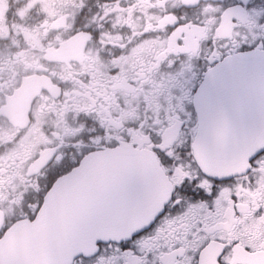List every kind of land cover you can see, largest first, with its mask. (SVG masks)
<instances>
[{
	"label": "flooded vegetation",
	"instance_id": "af4514ba",
	"mask_svg": "<svg viewBox=\"0 0 264 264\" xmlns=\"http://www.w3.org/2000/svg\"><path fill=\"white\" fill-rule=\"evenodd\" d=\"M31 3L0 0V264H264V147L213 176L193 152L196 91L223 60L264 52V0ZM123 150L155 160L165 193L135 213L155 216L72 256L95 214H118V195L87 183Z\"/></svg>",
	"mask_w": 264,
	"mask_h": 264
},
{
	"label": "water",
	"instance_id": "95a60500",
	"mask_svg": "<svg viewBox=\"0 0 264 264\" xmlns=\"http://www.w3.org/2000/svg\"><path fill=\"white\" fill-rule=\"evenodd\" d=\"M193 105L198 122L193 152L195 160L203 166L200 168L211 176L218 173L220 166L228 169L225 174L232 172L235 165L241 170L246 161L264 147V52L241 53L223 60L217 69L206 75L196 91ZM129 153L123 150L115 155L117 157L106 159L103 154L99 155L101 158L97 161L105 163L95 168L100 172L95 174L92 183H87L89 192L98 193L96 187L100 183L106 192L118 195L112 202L120 204L117 205L119 211L116 216L95 214L92 232L95 240L87 245H83L87 242L85 239L80 240L70 248L72 256L90 254L96 241L121 239L134 233L138 229L136 225L144 227L155 216L154 209L147 205L143 206V214L135 215L136 200L142 196L143 201L149 200L156 206L159 199H153L152 194L165 193L160 171L153 158L144 155L140 162V157L136 159ZM115 171L119 173L116 175ZM115 180L128 181L113 183ZM108 182L111 183L108 185ZM62 193L68 212H73L72 190L68 188ZM64 250L61 246L54 251L47 247L43 256L55 259Z\"/></svg>",
	"mask_w": 264,
	"mask_h": 264
},
{
	"label": "rangeland",
	"instance_id": "374dc122",
	"mask_svg": "<svg viewBox=\"0 0 264 264\" xmlns=\"http://www.w3.org/2000/svg\"><path fill=\"white\" fill-rule=\"evenodd\" d=\"M50 0H48V2H49ZM28 8H33L34 7V0H32V3L29 5V6H27ZM47 9V7H45V10ZM75 107V106H74Z\"/></svg>",
	"mask_w": 264,
	"mask_h": 264
}]
</instances>
